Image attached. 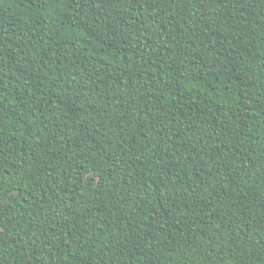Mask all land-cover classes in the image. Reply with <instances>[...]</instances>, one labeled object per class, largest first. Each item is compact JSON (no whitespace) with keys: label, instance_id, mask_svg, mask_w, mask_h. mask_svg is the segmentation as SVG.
<instances>
[{"label":"trees","instance_id":"trees-1","mask_svg":"<svg viewBox=\"0 0 264 264\" xmlns=\"http://www.w3.org/2000/svg\"><path fill=\"white\" fill-rule=\"evenodd\" d=\"M0 264H264V0H0Z\"/></svg>","mask_w":264,"mask_h":264},{"label":"snow or ice","instance_id":"snow-or-ice-1","mask_svg":"<svg viewBox=\"0 0 264 264\" xmlns=\"http://www.w3.org/2000/svg\"><path fill=\"white\" fill-rule=\"evenodd\" d=\"M5 235H6V233H5L4 229L0 228V239H3Z\"/></svg>","mask_w":264,"mask_h":264}]
</instances>
